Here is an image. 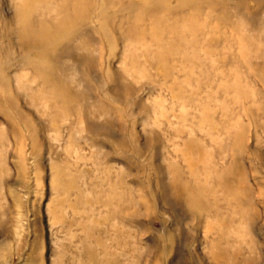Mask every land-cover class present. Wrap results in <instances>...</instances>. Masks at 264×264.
Here are the masks:
<instances>
[{
    "label": "rangeland",
    "instance_id": "374dc122",
    "mask_svg": "<svg viewBox=\"0 0 264 264\" xmlns=\"http://www.w3.org/2000/svg\"><path fill=\"white\" fill-rule=\"evenodd\" d=\"M0 264H264V0H0Z\"/></svg>",
    "mask_w": 264,
    "mask_h": 264
},
{
    "label": "bare ground",
    "instance_id": "6f19581e",
    "mask_svg": "<svg viewBox=\"0 0 264 264\" xmlns=\"http://www.w3.org/2000/svg\"><path fill=\"white\" fill-rule=\"evenodd\" d=\"M26 35H27V34H26L25 32H23V33L21 34V36H22L21 38H22V39H25V38H26ZM30 37H31V36H30Z\"/></svg>",
    "mask_w": 264,
    "mask_h": 264
}]
</instances>
